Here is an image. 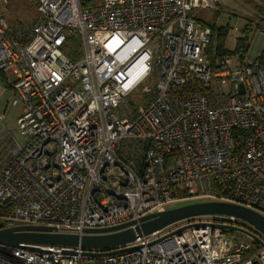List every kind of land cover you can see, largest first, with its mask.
Listing matches in <instances>:
<instances>
[{"label":"built area","instance_id":"2783aa9c","mask_svg":"<svg viewBox=\"0 0 264 264\" xmlns=\"http://www.w3.org/2000/svg\"><path fill=\"white\" fill-rule=\"evenodd\" d=\"M28 1L38 10L29 29L0 13V76L11 104L24 106L17 124L27 138H0L3 228L84 235L198 199L264 216V51L233 59L209 50L212 30L194 12L218 0ZM73 37L83 48L76 62L65 54ZM137 90L146 101L135 109L128 99ZM242 223L192 218L101 257L0 245V264H264L262 233L248 230L260 241L252 254L208 226Z\"/></svg>","mask_w":264,"mask_h":264},{"label":"water","instance_id":"95a60500","mask_svg":"<svg viewBox=\"0 0 264 264\" xmlns=\"http://www.w3.org/2000/svg\"><path fill=\"white\" fill-rule=\"evenodd\" d=\"M88 1V0H84ZM242 93L243 86L238 85ZM202 216H232L253 227L264 235V216L245 207L222 202H200L167 210L141 218L138 222H130L120 226L86 230L84 235L62 234L54 227L22 225L3 228L0 224V245L12 248H26L39 252L42 246H59L64 248H81L86 255L101 257L110 253L104 252L112 248L130 244L138 238L149 236L173 224ZM212 229H219L230 235L240 233L246 237L260 241L248 230L235 226L209 224Z\"/></svg>","mask_w":264,"mask_h":264},{"label":"rangeland","instance_id":"374dc122","mask_svg":"<svg viewBox=\"0 0 264 264\" xmlns=\"http://www.w3.org/2000/svg\"><path fill=\"white\" fill-rule=\"evenodd\" d=\"M102 0H89L84 2L86 7L98 5ZM263 10V13L260 11ZM0 13L11 27H16L17 30L23 31L29 29L38 18L37 4L28 2L27 0H8L6 7H0ZM194 15L205 23H213L217 27H230L229 37L226 42V49L233 52L236 49L237 40L244 37L243 30L248 24H252V31L248 35L249 50L247 59H255L264 51V26L258 28L257 19L264 18V0H218L216 8L213 11L200 10L195 11ZM209 28V27H208ZM238 29V31L235 30ZM216 40H213L212 51L215 48ZM238 54L233 55L236 59ZM146 84H155V78L148 79ZM13 94H6L0 102V138L8 135L10 139H17L21 143H25L27 138L22 136L18 127L17 119L22 114L24 106L19 104L13 106L11 104ZM133 108L138 109L140 105H144L146 98L141 97L139 90L130 95L129 99ZM208 202L203 199L186 200L174 203L168 207V210L182 207L189 204ZM206 220V219H200ZM24 223H19V225ZM247 229L253 230L250 226L242 223ZM230 237L237 241H244L251 245L252 254L258 249L259 243L249 240L245 235L240 233L230 234Z\"/></svg>","mask_w":264,"mask_h":264},{"label":"trees","instance_id":"16d2710c","mask_svg":"<svg viewBox=\"0 0 264 264\" xmlns=\"http://www.w3.org/2000/svg\"><path fill=\"white\" fill-rule=\"evenodd\" d=\"M220 1V0H219ZM263 13V10H260ZM198 25L202 27H209L212 30L213 34V40H216L215 47L217 49L218 56L225 57V56H233L236 54H242L243 58L246 57L247 52L249 50V44H248V35L252 31V24H248L244 30L243 34L244 37L237 40L236 49L231 52L226 49V42L229 37L230 27H217L213 23H205L201 21L198 17H196ZM257 26L260 28L261 26H264V18L257 19ZM213 43V42H212ZM213 45L210 46L209 49H212ZM65 54L66 56L73 62L78 61L82 55H83V48L82 43L79 38L73 37L68 39V43L65 46ZM261 61L264 65V52L262 53ZM0 82L4 83L7 86V83L3 76L0 77ZM203 93L204 91L202 89H195L191 91V93ZM187 94H190V92H187Z\"/></svg>","mask_w":264,"mask_h":264},{"label":"crops","instance_id":"0c3cea01","mask_svg":"<svg viewBox=\"0 0 264 264\" xmlns=\"http://www.w3.org/2000/svg\"><path fill=\"white\" fill-rule=\"evenodd\" d=\"M28 1V0H27ZM28 2H30V1H28ZM197 17V16H196ZM6 21V20H5ZM36 22V21H35ZM35 24V23H34ZM33 24V25H34ZM32 25V26H33ZM31 26V27H32ZM1 77V76H0ZM4 78V77H3ZM5 79V78H4ZM6 81V80H5ZM7 83V82H6ZM13 94L12 93V91H11V89H10V87H9V85H8V83H7V86L4 84V83H2V82H0V102H1V99L6 95V94Z\"/></svg>","mask_w":264,"mask_h":264}]
</instances>
